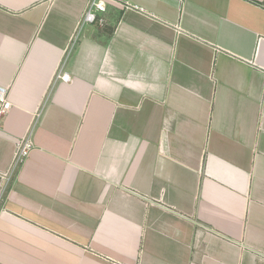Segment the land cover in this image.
Returning a JSON list of instances; mask_svg holds the SVG:
<instances>
[{
    "label": "crops",
    "instance_id": "1",
    "mask_svg": "<svg viewBox=\"0 0 264 264\" xmlns=\"http://www.w3.org/2000/svg\"><path fill=\"white\" fill-rule=\"evenodd\" d=\"M88 1L0 0V264H264V0Z\"/></svg>",
    "mask_w": 264,
    "mask_h": 264
},
{
    "label": "built area",
    "instance_id": "2",
    "mask_svg": "<svg viewBox=\"0 0 264 264\" xmlns=\"http://www.w3.org/2000/svg\"><path fill=\"white\" fill-rule=\"evenodd\" d=\"M112 0H89L86 8L84 9L81 19L78 24L77 32L74 36L72 42H74L75 37L79 31L87 25H97L103 26L104 19L101 17L106 12V6ZM69 77L66 73L63 72V65L59 67L55 77L54 82L57 81H68ZM11 107L9 101L8 89L0 86V116L5 115ZM32 127L27 131L26 135L19 142L14 156L12 158L10 168L5 174L4 178H10L13 175V172L28 158L30 152L33 149V143L31 140Z\"/></svg>",
    "mask_w": 264,
    "mask_h": 264
}]
</instances>
